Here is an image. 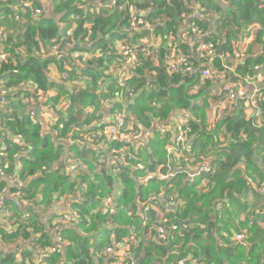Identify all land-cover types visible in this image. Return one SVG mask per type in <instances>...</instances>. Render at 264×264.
Segmentation results:
<instances>
[{
  "label": "trees",
  "instance_id": "1",
  "mask_svg": "<svg viewBox=\"0 0 264 264\" xmlns=\"http://www.w3.org/2000/svg\"><path fill=\"white\" fill-rule=\"evenodd\" d=\"M21 1L26 5L17 0H0V30L4 34L0 42V90L6 89L9 93L7 103L0 105V169L5 173V178L0 177V264H37L38 256L56 244L55 236L42 224L37 210L41 206L49 209L56 201L69 197L71 208L79 214L77 232L70 229L60 232L59 237L68 241L69 246L47 253L42 264H92L90 238L98 235L99 242L94 249L102 252L112 233L118 239L136 235L137 246L132 249L136 264H175L180 259H185L186 264H263L264 190L262 195L254 191L261 189L264 182V102L260 104L262 118L246 120L244 101L237 99L231 112L208 130L207 103L217 102L224 95L219 84L202 80L198 74L184 75L182 69L171 74L167 63L170 49L176 46L178 53L198 66L200 42L232 56V42L249 36L252 25L259 27L256 41H260L264 37V0H50L49 5H43L42 0ZM221 1L227 6L221 5ZM36 10L41 14H36ZM138 11L142 16L137 20L143 18L153 27L158 43L157 48L146 52H141L139 45L148 35H119L128 26L130 13ZM207 14L205 18L200 16ZM194 33L202 39L190 41L183 37ZM117 37L131 51H137L122 91L116 86L121 56L114 55L111 48ZM55 45L59 46L61 61L50 55ZM90 45V51H82H101L104 58L95 65L89 64L87 69L72 65L73 60L62 54L65 47L70 49H65L69 54ZM63 62L70 68L66 79L61 78L65 72ZM110 62L116 69L106 68ZM263 68V57H244L237 62L235 74L238 78L264 79ZM212 69H221L218 58ZM53 70L58 73L57 81L51 79ZM79 78H84L82 84ZM227 80L238 79L228 77ZM38 89L46 100L36 107L51 106L53 111V124L48 125V131L36 122L42 120V113L35 119L30 117L34 107L28 99ZM125 90L127 102L121 108L116 99ZM53 92L56 94L50 96ZM261 92L264 94V89ZM10 108L14 110L11 113ZM87 108L93 110L92 114H86ZM121 109L134 118L136 132L144 134V150L140 155L147 172L158 168L162 173H167V164L170 167L173 163L168 161L166 148L171 145L174 119L182 111L189 112L193 131L189 135V150L182 154H187L191 162L181 161L183 171L167 181H159L155 176L145 184L136 182L144 172H135L130 165L118 169L107 162L94 165L95 157L107 159V153L102 147L90 148L83 143L85 136L88 132L103 131L107 116ZM99 111L107 116L100 115ZM94 120L95 126L87 130L85 127ZM260 124L263 126L258 128ZM155 125L170 127V132L162 137L154 130ZM56 140L71 142L69 160H78L86 167L79 181L72 182L69 174H61V170H51L63 153L61 145L54 143ZM24 153L27 156L21 157ZM88 154L94 156L90 162ZM207 158L206 163L214 173L186 181L184 169L188 164L198 166ZM15 161L21 165L17 171ZM7 176L24 182L23 187L10 186L9 193L32 206L27 220L20 219L18 206L3 207L4 190L9 185ZM203 182L207 190L198 188ZM252 186L262 206L248 214L249 217L238 219V211H249L242 199ZM161 192L164 196L156 200L157 205L162 206L174 197L181 206L162 224L167 237L157 242L160 226L154 224L152 212L147 217L154 228L141 226L143 218L137 203L146 202ZM106 194L115 197L118 210L114 215L100 211ZM172 224L179 228L185 225L187 230L181 235L176 232L171 238L168 227ZM152 228V240H140ZM239 233L245 235L246 247L233 242Z\"/></svg>",
  "mask_w": 264,
  "mask_h": 264
},
{
  "label": "built area",
  "instance_id": "2",
  "mask_svg": "<svg viewBox=\"0 0 264 264\" xmlns=\"http://www.w3.org/2000/svg\"><path fill=\"white\" fill-rule=\"evenodd\" d=\"M21 5H26L25 2L21 0ZM43 1V0H42ZM153 1V0H149ZM36 14H41L39 10H36ZM139 16H142V12L138 11L136 13H130L129 15V24L128 26L121 30L120 36L127 35L128 37L133 36H143L148 35V38L144 41H141L142 43L139 45L141 47V52H146L147 49L152 50L153 48L158 47V43L156 42V38H154L155 34L153 31V27L143 18L140 20H137ZM202 18H205L209 16L207 15H200ZM188 37V39L191 41L192 38L202 39V37L194 33L193 35H184L183 36ZM4 39L3 31L0 30V42ZM117 50L115 51L114 55H120L121 56V62H120V68L119 71L116 73L119 75L118 80L116 82V86L119 88V90L125 89V79L127 77V74L129 73V68L132 64L135 63V57L134 54H136V50L131 51V48L128 44L124 43V41L119 40L117 37ZM59 46H54L52 48V53L50 55H53L57 58V60L61 61L62 56L58 52ZM2 47L0 48V50ZM171 54L169 55V61L167 63V70L171 74H177L182 69V73L187 76H193V75H200V78L202 80H208L211 83H218L222 93L225 96L226 101L234 102L237 99L244 101V108L245 113L244 116L246 120H259L262 118V111L260 109V104L264 102V94H262L261 89L264 87L263 83H258L254 78L248 77V78H238V75L235 74V66L238 61L242 60L244 58L245 50L239 48L237 49L235 46V50L232 56L223 54L222 52H218L216 49L213 48L212 45L205 44L203 42L199 43V48L197 50V59L199 61L198 66L193 65L189 62V58L185 57L183 54L178 53L176 51V46L172 47L170 49ZM98 54L97 56H94L90 60L98 61L101 58L103 59L104 56L102 53H95ZM215 58H218L221 62V69L213 70L212 66H214V60ZM71 59L73 60L72 56ZM81 61H84L83 59ZM235 66H232L234 65ZM63 68L65 72L62 73L61 78L66 79L67 73L70 71L69 64L67 62L62 63ZM112 69H116V67H112ZM264 71V68H263ZM228 77H236L238 82H241L242 84H245V87L237 85L231 81H228ZM261 80H264L263 78H260ZM126 93L127 90L121 92V94L117 97L116 103L123 108L126 104ZM8 91L6 89L0 90V105L4 106L7 103V96ZM128 96H131V93H128ZM46 100V96L44 93L38 89L36 90L35 94L29 97L28 103L32 105L33 111L30 112V117L35 119L37 116V105L39 103H43ZM9 113L14 111L12 108L8 109ZM132 115L127 114V112L124 111V109L115 111L111 116H109L105 121V128L104 135H100L97 132H88V134L85 136V140L89 143V145H92V148L97 149L98 147H102L101 150H104L107 153V159L105 157H101V162H107L110 160V165L113 168L118 169V164L121 162L123 158L128 159L129 161H132L134 159V155L136 156L140 155V152L143 150L144 147V141L145 138L144 134L142 132H136L135 130V123L134 118L131 117ZM192 120V115L189 112L182 111L181 114L174 119L173 122V136L171 139V145H169L166 148L168 161L173 163L180 162V157L183 156V152L187 151V145L189 140V135L193 131V128L190 126V121ZM37 123L41 124L43 128H45V124L41 120H36ZM263 125H258L259 128H261ZM264 127V126H263ZM78 129V128H75ZM87 130L90 128H86ZM154 130L159 133L162 137H165L170 132V127H163L159 125L154 126ZM106 131V136H105ZM103 132V131H102ZM107 137V139H106ZM224 139L221 140L223 142ZM112 143H118V147L111 146ZM174 155V156H172ZM189 162V161H185ZM130 163V162H129ZM122 166V165H120ZM167 173H162L157 168L155 172L148 173L146 172L142 176H138L136 178V181L139 184L145 183L147 180L151 178H158L159 181H167L168 179L173 178L176 174L171 172L169 170V164H167ZM131 168L135 172L138 171H144L145 165L142 162H138L135 165H132ZM70 175L77 174L78 172V166L74 164L72 168L69 169ZM214 170L211 169V167L206 164H200L196 166V171L193 172L190 176L191 177H197L201 174H213ZM4 172L0 169V176H3ZM156 176V177H155ZM24 182L20 180H16V185L19 187H23ZM86 185H82V189H85ZM262 194H263V188L261 186ZM163 197V193H159L158 195H155L152 199L150 198L147 202L143 203L145 205H141L140 208L145 212L148 213L151 211L152 205L156 204V200H160V198ZM150 201V202H149ZM104 199L102 200V206L104 209L108 210L109 214H114L115 208L113 206V203L108 202L103 204ZM167 204L174 206L175 200L173 197H170ZM28 218V215H24L22 217V220H26ZM79 220V217L76 213H64V214H56L55 215V224H71L76 223ZM169 232L171 233V238L174 237V233H178L179 235L182 234L183 231L187 230V227L185 225H182L180 228L177 225L172 224L168 227ZM167 237V232L164 227H159L157 230L156 240L157 242H162ZM130 237H128L123 242H113L112 245L105 248V255H112L111 264H136V260L134 258V255H132L131 252H124L123 254L119 251L123 248H125V244L130 241ZM58 243H61V239L59 238ZM233 242L237 243L243 247H246L247 244L245 242V235L243 233L236 234L233 238ZM56 248L49 249L50 252H55ZM123 251V250H121ZM39 261L37 264H42L44 257L40 256ZM175 264H186L185 259H180ZM264 264V262H263Z\"/></svg>",
  "mask_w": 264,
  "mask_h": 264
},
{
  "label": "crops",
  "instance_id": "3",
  "mask_svg": "<svg viewBox=\"0 0 264 264\" xmlns=\"http://www.w3.org/2000/svg\"><path fill=\"white\" fill-rule=\"evenodd\" d=\"M41 3L43 5H49L50 0H43ZM220 4L227 6V3L226 2H222L221 1ZM263 5H264V2H263ZM224 9H225L224 11H226V7ZM258 30H259V27L257 25H252V26L249 27V31H250L249 32V36H246L243 40H238L237 42H234V43H236L235 46H236L237 49L241 48V49L245 50V54H244V57L245 58H248L250 56H252V57H260L261 56V57L264 58V37L260 41H258V42L256 41V33H257ZM203 39H205V37ZM116 41L117 40H115L114 45L111 47L114 51L117 50V42ZM234 43L232 42V49H233V51L235 50ZM73 46L75 48H78L79 47V45H73ZM65 49L67 51L70 50L68 47H65L62 50V54L65 57L69 58L70 60H71V56H72V58H73V64L72 65L77 66V67H81L82 66L83 69L89 68V64L90 65H95L96 62L93 61V60H90V59L93 58L94 56H97L98 55V54H95V53H101V51H94V52L82 51V50H88V51H90L92 49V46L91 45L89 47H80L79 48V49H81L80 51H76L75 53L70 52L69 54H67L65 52ZM82 59L84 61H81ZM107 66H111L113 68L116 67L112 62H110L109 65H106V68H107ZM234 66H235V64H234ZM50 74H51V79L57 81V78H58L57 71L56 70H53L52 73H50ZM251 78H254L258 83H262V81H263V80H261L259 78H255V77H251ZM79 80L81 81V84H82V80H84V78H79ZM233 83L245 87V84H242L241 82L236 81V82H233ZM78 86L79 85H77L76 88ZM69 90H70V88H69ZM73 92H75V90ZM55 94L56 93L53 92V93L50 94V96H54ZM210 98H212V97H210ZM208 102L209 103H207V104H209V107H208L206 113H207V122H208V130H209L215 124L218 123L217 121L222 120V118H223L224 115H226V114H228V113L231 112V110H232L231 107H232V105H233L234 102H230V101L227 102L224 95H223V97L221 96L217 100V102L212 101V100H209ZM63 105L65 106L66 104L63 103ZM37 108H38V110L36 109L37 115L40 114V113H42V117H41L42 120L41 121H43L44 124H45V128H43V129L44 130H46V129L49 130L48 125L50 126V125L53 124V119L51 118V116L53 115V111L51 109V106H47V107H44V108H40V107H37ZM85 111H86V114H92V111L93 110L87 108V109H85ZM98 113L100 115H103V116L106 115L103 111H99ZM212 113L215 114V118L218 117L215 121L211 120V118H210V115ZM243 113H245V109L243 110ZM108 117L109 116H107V118ZM105 121L106 120H104V123H105ZM93 126H95V120L89 126H86L85 128H93ZM48 130H46V131H48ZM97 133H99L102 136V135H104V130H103V132H102V130L97 131ZM105 136H106V131H105ZM106 139H107V137H106ZM13 142L16 143L17 140L13 139ZM85 142H86L87 145H89V143L86 140L83 143H85ZM54 143L56 145H58V144L61 145V148L63 149V153L61 154V157H60L59 161H57L56 163H54L52 165V169L51 170L52 171H54V170H61V174L66 175V176H68V174H69L68 177L72 180V182H75V180H78L79 181V178H80V176H82V173H86L87 170H86V167L83 164L81 165V162L80 161H78V160H69V152H70V148H71L72 143L69 142V141H66V140H64V141H58V140H56ZM89 147L91 148L92 145H90ZM187 148L189 150V144L187 145ZM185 153H184V156H185ZM26 156H27V154L24 153V155H22L21 157H26ZM186 156H187V154H186ZM101 157L102 156L95 157V162H93V164L94 165H101L100 163H104V162H101L102 161L100 159ZM93 158H94V156L92 154H88L87 155V159H88L89 162ZM208 160L209 159L207 158L204 161H208ZM187 161H189L188 158H187ZM15 162H16L15 168H16V171H17V169H19L21 167V165H20V162L19 161H15ZM109 162H110V160L108 161V164L110 165ZM189 162H191V161H189ZM74 164H76L78 166V172H77V174L70 175L69 169L72 168V166ZM181 164H182L181 162L171 163L170 164V167H169V170H171V172L177 174L178 171H183V168H180ZM187 169H189V170H185L184 169L187 172V179H186V181H191V180H193L195 178V177H191L190 175L193 172L196 171V165L195 164H191ZM95 171L98 172L97 169H95ZM114 173H116L115 170H114ZM0 177L1 178H5V173H4L3 176H0ZM16 180H19V179H17L15 176H11V177H8L7 176V181L6 182L9 185L7 186L6 190H4L3 202L4 201L7 202V206L6 207L8 209H10L12 207V205L18 206L19 209H20V213H21L20 219H22V217L24 215H28V211H29L30 208H32V206H30V204H27L25 202H21V200L14 193L13 194H10L9 193L10 186H11V188L13 186H15L16 188L19 187L18 185H16ZM186 181H184V184L186 183ZM261 186L264 189V182L262 183ZM198 188L200 190H207V184H206V182H203L202 184H200ZM253 191H254V186H252V187H250V189H248V192L246 194V197H244L242 199L249 206V209H248L249 212L248 211H244L243 212L242 210L241 211L235 210V212L238 211L237 212L238 219H240V216H241L242 217L241 220H243L244 217L246 218L249 213L251 214L252 211H254L256 208H258L259 206H262V202H258V199H256V197H255V200L253 199V194H254ZM254 192H256V190ZM116 196H117V194L115 193V197ZM75 198L73 200H75ZM69 199H70V197L67 198V199L62 198L59 201H56L52 205V207L49 208V209H44L43 206H41V207L39 206L40 208L37 210L39 212V219L41 220L42 224H45L46 225V228H48L50 230V232L53 233V236H55V242H56V244L53 247H51V248H56L57 249L55 252H58L59 251V247H62V250H63L66 246H69V244H70L68 241H65L61 237H59V233L60 232H62L65 229H70V230H74V231L77 232V228H76L75 225L77 223H79V220L76 223H71V224H67V225L60 224V223L55 224V215L56 214H64V213L71 214V213L74 212L79 217V214L75 210H73L71 208V202L69 201ZM174 200H175V198H174ZM143 203H145V202H138L137 203L138 211H139V213L141 214V216L143 218V223H141V226L150 225V226H153V228H154V224L157 225L158 227L159 226H162V224L165 223V220H168L167 219L168 216H170V214H173L177 207H180L181 206V203L180 204H177V201L175 202V205L174 206L167 204V202H164V204L162 206H159V205H156V204L152 205V208H151V211H150V212H152L153 219H154L153 220L154 221V224L152 225V220L147 217L150 212L145 213L140 208L141 205H145ZM220 204L223 205L224 203L221 201ZM220 204L218 205V207H220ZM257 204H261V205H257ZM113 206L115 208V211H117L118 210V207L115 206V203H113ZM3 207H4V203H3ZM27 208H28V210H26ZM100 211L109 214L108 210L104 209L103 206H102V204H101ZM4 213L6 214V216H7V214L9 215V213H8L7 210H4ZM114 214H116V212ZM114 214H109V215H114ZM228 219H230V217H228ZM1 224H2V221L0 219V225ZM47 224L51 225V229H50V227ZM153 228L150 229V230H148V231L146 230L141 235L140 240L145 241V242L151 241L152 240V237H153L152 234H151V231L153 230ZM201 229L204 230L205 229V226H202ZM128 237L131 238L130 241H128L125 244V248L121 249L123 251H121V250H119V251L122 254L124 252L128 251V252H131L132 255H134L132 249L137 246V237H136L135 234H132L131 236H126L124 238L118 239L112 233L110 235L109 243H108V245L106 247L112 245L113 242H123ZM59 238L61 239V243H58V241H57ZM98 242H99L98 235L94 236L93 238H90V244L93 245L90 248V251H89V254H90L91 259H92V264H111V259H112L111 256L112 255H110V256L109 255H105V248L106 247L102 250V252H96L95 251L94 247L97 246ZM31 246H33V243L31 244ZM51 248H49V249H51ZM49 249L44 250L45 254H40L38 256V258L40 256H42L45 259L46 256H47V253H53V252H50ZM38 258H37L36 262L39 261ZM17 260L20 261L19 258ZM194 264H195V262H194Z\"/></svg>",
  "mask_w": 264,
  "mask_h": 264
},
{
  "label": "rangeland",
  "instance_id": "4",
  "mask_svg": "<svg viewBox=\"0 0 264 264\" xmlns=\"http://www.w3.org/2000/svg\"><path fill=\"white\" fill-rule=\"evenodd\" d=\"M234 43V42H233ZM236 45V43H234V46ZM232 66H234V65H232ZM262 89H264V87L262 88ZM263 94V93H262ZM210 118H211V120H213V121H215L217 118H215V114H211L210 115ZM215 118V119H214ZM246 119V118H245ZM222 120H220V121H217L218 123H220ZM258 126V125H257ZM259 128V127H258ZM189 141L190 140H188V144H189ZM144 150V149H143ZM134 155V159L132 160V161H129L128 159H125V158H123L122 160H121V162L118 164V166H120V165H130V166H132V165H135V164H137L138 162H142L143 160H142V157H141V155H138V156H136L135 154H133ZM180 160L181 161H187V158H186V156H181L180 157ZM180 161V162H181ZM130 162V163H129ZM206 162L207 161H203V164H206ZM188 163V162H187ZM191 164L189 163L188 164V167L190 166ZM185 170H189V169H185ZM138 172H140V171H138ZM142 172V171H141ZM144 172V174L147 172V170H146V168H145V170L143 171ZM148 173H151V172H148ZM152 179V178H151ZM150 180V179H149ZM75 181H78V180H75ZM148 181V180H147ZM146 181V182H147ZM137 182V181H136ZM145 182V183H146ZM138 183V182H137ZM145 183H142V184H145ZM139 184V183H138ZM119 190H122V187L120 186V189ZM165 190V189H164ZM163 193V192H162ZM256 193H258V194H261L262 195V192H261V190H256ZM163 196H164V194H163ZM255 197H256V194L254 193L253 194V199L255 200ZM163 198V197H162ZM162 198H160V200L162 199ZM104 199V202H103V204H105V203H108V202H111V203H115V198L112 196V195H110V194H106L105 195V197L103 198ZM102 199V200H103ZM147 202V201H146ZM4 203V202H3ZM257 205H261V204H257ZM249 212V211H248ZM250 214V213H249ZM248 217H249V215H247ZM28 218H29V215H28ZM27 218V219H28ZM26 219V220H27Z\"/></svg>",
  "mask_w": 264,
  "mask_h": 264
},
{
  "label": "water",
  "instance_id": "5",
  "mask_svg": "<svg viewBox=\"0 0 264 264\" xmlns=\"http://www.w3.org/2000/svg\"><path fill=\"white\" fill-rule=\"evenodd\" d=\"M54 19V21H57V19L56 18H53ZM37 110H38V108H37ZM263 172H264V170H262ZM7 206V202L6 201H4V207H6ZM26 210H28V208L26 209ZM166 247H168L167 245H166Z\"/></svg>",
  "mask_w": 264,
  "mask_h": 264
},
{
  "label": "bare ground",
  "instance_id": "6",
  "mask_svg": "<svg viewBox=\"0 0 264 264\" xmlns=\"http://www.w3.org/2000/svg\"><path fill=\"white\" fill-rule=\"evenodd\" d=\"M107 116V115H106ZM106 120V119H105ZM235 120V119H234ZM236 121V120H235ZM59 122V121H58ZM232 136V135H231ZM80 137V136H79ZM89 151V150H88ZM204 153V152H203ZM177 182V181H176ZM69 191V190H68ZM184 205V204H183ZM168 212V211H167ZM245 215V214H244ZM147 220V219H146ZM38 231V230H37ZM78 235V234H77ZM73 237V236H72ZM80 237V236H79ZM72 245V244H71ZM101 245V244H100Z\"/></svg>",
  "mask_w": 264,
  "mask_h": 264
}]
</instances>
